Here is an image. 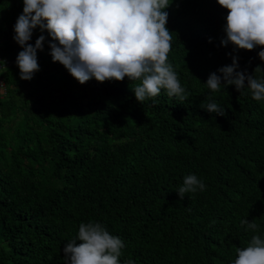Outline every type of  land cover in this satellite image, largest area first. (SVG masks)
<instances>
[{
  "label": "trees",
  "instance_id": "16d2710c",
  "mask_svg": "<svg viewBox=\"0 0 264 264\" xmlns=\"http://www.w3.org/2000/svg\"><path fill=\"white\" fill-rule=\"evenodd\" d=\"M0 264H264V0H0Z\"/></svg>",
  "mask_w": 264,
  "mask_h": 264
},
{
  "label": "built area",
  "instance_id": "2783aa9c",
  "mask_svg": "<svg viewBox=\"0 0 264 264\" xmlns=\"http://www.w3.org/2000/svg\"><path fill=\"white\" fill-rule=\"evenodd\" d=\"M8 63H9L8 61H3V60H1V58H0V69H1V68H4ZM2 86H3V83H2L1 80H0V90H1Z\"/></svg>",
  "mask_w": 264,
  "mask_h": 264
},
{
  "label": "water",
  "instance_id": "95a60500",
  "mask_svg": "<svg viewBox=\"0 0 264 264\" xmlns=\"http://www.w3.org/2000/svg\"><path fill=\"white\" fill-rule=\"evenodd\" d=\"M2 41V39H0V42Z\"/></svg>",
  "mask_w": 264,
  "mask_h": 264
}]
</instances>
